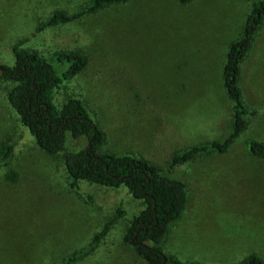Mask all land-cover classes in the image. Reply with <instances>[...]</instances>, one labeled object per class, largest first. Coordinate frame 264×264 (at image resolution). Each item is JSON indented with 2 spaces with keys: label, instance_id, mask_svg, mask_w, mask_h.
Here are the masks:
<instances>
[{
  "label": "rangeland",
  "instance_id": "obj_1",
  "mask_svg": "<svg viewBox=\"0 0 264 264\" xmlns=\"http://www.w3.org/2000/svg\"><path fill=\"white\" fill-rule=\"evenodd\" d=\"M89 0H0V64L13 65V47L51 58L78 49L86 67L66 82L57 103L80 96L105 133L103 149L130 152L167 170L172 155L222 140L230 132L233 103L223 66L252 3L259 0H128L68 23L39 30L55 10L74 12ZM14 86L0 79V264H63L114 221L98 246L75 264H140L123 241L142 204L125 187L82 182L70 186L63 154L47 155L22 126L7 100ZM244 101L258 110L225 153L177 166L171 176L187 185L182 216L161 244L164 253L200 264H236L264 258V159L246 143H264V20L241 66ZM70 135L66 151L86 147ZM11 173L15 179L10 178Z\"/></svg>",
  "mask_w": 264,
  "mask_h": 264
},
{
  "label": "trees",
  "instance_id": "obj_2",
  "mask_svg": "<svg viewBox=\"0 0 264 264\" xmlns=\"http://www.w3.org/2000/svg\"><path fill=\"white\" fill-rule=\"evenodd\" d=\"M128 0H89L74 12L55 10L38 27L42 30L68 23L102 8ZM191 0H180L187 3ZM264 20V0L252 3L241 36L230 43L223 66V85L233 103L229 134L222 140L196 144L174 153L167 170L149 159L130 152L116 154L103 149L105 133L92 118L86 102L80 96H69L57 103L66 82L78 75L87 65L86 56L78 49H58L51 58L36 51L13 47L15 62L0 68V79L12 81L7 100L16 113L19 123L34 138L38 148L49 156L63 154L61 159L68 174L70 186L80 190L82 182L117 189L125 187L129 194L142 204L130 220L123 241L133 247L143 259L140 264H200L182 261L164 253L161 244L172 223L183 214L188 201L187 185L171 176L172 171L187 161L212 153H225L246 131L251 118L258 110L244 101L240 86L241 64L255 40ZM2 65V64H0ZM86 137L85 148L63 153L67 137ZM251 156L264 159V143L254 138L246 139ZM14 153L13 144L1 148L0 166H7ZM10 178L15 179L11 173ZM114 220L106 223L85 248L66 257L63 264H75L78 258L89 255L108 233ZM236 264H264V258L250 254Z\"/></svg>",
  "mask_w": 264,
  "mask_h": 264
},
{
  "label": "water",
  "instance_id": "obj_3",
  "mask_svg": "<svg viewBox=\"0 0 264 264\" xmlns=\"http://www.w3.org/2000/svg\"><path fill=\"white\" fill-rule=\"evenodd\" d=\"M0 68H1L2 70H5V67H4L3 65H0Z\"/></svg>",
  "mask_w": 264,
  "mask_h": 264
},
{
  "label": "crops",
  "instance_id": "obj_4",
  "mask_svg": "<svg viewBox=\"0 0 264 264\" xmlns=\"http://www.w3.org/2000/svg\"><path fill=\"white\" fill-rule=\"evenodd\" d=\"M244 62V61H243ZM241 66H242V64H241ZM240 77H241V73H240ZM243 93V92H242ZM253 109H255V108H253ZM257 110V109H256Z\"/></svg>",
  "mask_w": 264,
  "mask_h": 264
}]
</instances>
